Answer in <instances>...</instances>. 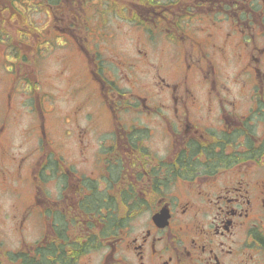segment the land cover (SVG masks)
Wrapping results in <instances>:
<instances>
[{"label":"flooded vegetation","instance_id":"af4514ba","mask_svg":"<svg viewBox=\"0 0 264 264\" xmlns=\"http://www.w3.org/2000/svg\"><path fill=\"white\" fill-rule=\"evenodd\" d=\"M0 264H264V0H0Z\"/></svg>","mask_w":264,"mask_h":264},{"label":"rangeland","instance_id":"374dc122","mask_svg":"<svg viewBox=\"0 0 264 264\" xmlns=\"http://www.w3.org/2000/svg\"><path fill=\"white\" fill-rule=\"evenodd\" d=\"M57 128H58V126H57Z\"/></svg>","mask_w":264,"mask_h":264}]
</instances>
